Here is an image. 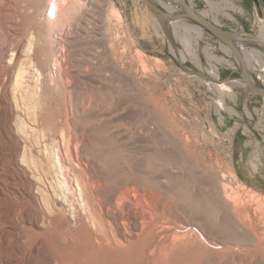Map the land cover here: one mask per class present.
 I'll return each mask as SVG.
<instances>
[{"label": "rangeland", "instance_id": "1", "mask_svg": "<svg viewBox=\"0 0 264 264\" xmlns=\"http://www.w3.org/2000/svg\"><path fill=\"white\" fill-rule=\"evenodd\" d=\"M86 1L79 0L88 10L62 61L50 43L56 26L45 19L48 0H28L41 13L26 16L38 44L36 59L22 57L26 73L18 91L27 105L13 125L22 142L20 169L34 174L39 207L71 209L77 201L91 217L79 195L83 177L96 206L109 207L135 189L144 198L145 207L134 205L139 220L142 212L151 218L136 229L135 220L124 225L137 234L112 260L83 255L88 235L56 232L64 228L59 218L43 237L20 229L0 244V257L22 251L25 264L49 256L63 264H264V95L247 85L236 53L180 3L175 11L163 3L175 0ZM186 1L264 51V0ZM194 25L203 28L201 37ZM249 45L237 48L264 90V66L249 59ZM7 133L6 125L0 232L12 228L3 222L15 207H35L27 179L7 159L17 144ZM237 192L245 196L242 205L232 199ZM117 207L127 212V204ZM173 230L184 235L166 255L146 252L159 232Z\"/></svg>", "mask_w": 264, "mask_h": 264}, {"label": "bare ground", "instance_id": "2", "mask_svg": "<svg viewBox=\"0 0 264 264\" xmlns=\"http://www.w3.org/2000/svg\"><path fill=\"white\" fill-rule=\"evenodd\" d=\"M86 2H89V0ZM163 3L167 8L175 11L177 9L176 5L180 2L175 0L174 5L166 1H163ZM47 5L45 12L47 24L52 23L56 26V32L49 34L51 38L50 43L54 46L58 59H62L63 61V59L67 58V55L65 54L67 48L71 45V37L76 33V26L82 17L86 15L88 9L87 7L79 5V0H48ZM39 13H41V7L38 3H29L28 0H0V134L3 132V128L7 125L8 136L15 138L17 142L16 147L12 152L10 151L11 154L7 159L12 161L15 168L21 170L23 176L27 179L28 193H30L29 196H31L35 206L24 208L15 207L10 214L6 215L5 221L3 222L4 227L11 225L12 228L10 229L9 227L0 232V244L6 243L5 241L7 240L11 241V237L17 235L20 229L31 230L35 236L43 237L45 234V228L55 227L57 225V219L59 218L62 221L64 228L61 231L58 228L59 230H55L56 232L68 236V234L73 231H78L80 234L83 233L82 235H88V238L85 239L83 237L84 239L82 240V244L86 250V252L83 250V255L91 254L93 257L103 255L108 257L109 260H112L111 258L116 253V249H124L130 246L133 235L137 234V232L131 234L127 233L124 225L130 223L131 220H135L133 226L136 229L147 222L149 217L151 218L149 212L146 214H143L144 212H142L143 216L141 217V221L139 220L140 213L134 209V205L145 207L143 204L144 198L141 196L138 197V195L134 193L135 189L134 192L132 190H127L120 194V196L117 197V200H112L111 203L107 205L109 207L104 208L101 205V207H99L96 206L90 196H88L91 195L89 183L85 178L79 177L77 180L80 188L79 195L87 206L91 205L90 207H87V209L90 208V217L85 213V210L77 201L75 206L71 207V209L66 207H39L40 199L37 194L38 187L36 186L34 174L32 172L29 173L25 168L20 169L22 167L20 166V159L23 157L21 147L22 142H19L17 137L18 132L13 125L15 124L16 119L22 117L23 113L26 112H24L23 108L25 109L27 105L24 101L23 95L18 91V89L20 90V87L22 88V79L26 73V69L22 64V57L28 53L32 59H36L35 50L38 44L37 29L34 25L26 27V16L36 17ZM194 27L197 29L201 37L204 33L203 28L198 25H194ZM225 37L236 47L241 43L243 46L249 45L252 43L251 41L253 39H246L236 34L234 35V33H229ZM109 46L110 49L113 47V45ZM250 47L251 51H245L249 54V59L257 60L259 66L263 67L264 51L255 44ZM246 58L248 59V57ZM59 65H61L60 62ZM35 66H38L36 61ZM41 67L38 68L39 71H42L43 67ZM250 81L257 88L251 77ZM67 183L73 186V181L70 178ZM248 196L252 198L249 193ZM134 197L138 198L135 199ZM244 197L237 192L232 199L236 204L242 205L245 203ZM121 203L128 205L126 208L127 212H121L120 208L117 207V205H120ZM260 215V222L264 229V208L260 209ZM59 219L58 221H60ZM109 219H112V222ZM145 226L146 225L143 227L145 228ZM55 229H57V227H55ZM78 234L79 233H77V240L80 238ZM183 235L184 234L181 235V232L178 230H173L170 233L159 232L158 236L152 239L146 246V252L150 255H166V253L169 252V249L173 248L176 241L183 237ZM262 238L263 237H261V240ZM62 248H64V245H62ZM33 251L36 252L37 248L33 249ZM23 254L24 253L20 251L17 252V255H5L4 258L0 257V264H16L17 261L20 264H25L27 255ZM4 259L9 260L10 262H5ZM61 263L62 262H59L54 256H49L47 261L43 264ZM66 264H70V261H67Z\"/></svg>", "mask_w": 264, "mask_h": 264}, {"label": "water", "instance_id": "3", "mask_svg": "<svg viewBox=\"0 0 264 264\" xmlns=\"http://www.w3.org/2000/svg\"><path fill=\"white\" fill-rule=\"evenodd\" d=\"M178 1L184 7L185 11L189 13L198 23H200L203 27L213 32V34H215L218 38L226 41L229 44V46L236 52V55L238 56V59L241 62L243 69L242 77L246 81L247 85L250 87L252 91L264 95V90L257 89L250 81L251 76L249 71V64L246 57L239 51V49L234 44H232L230 41L226 39L225 36L230 32H227L222 26H220L213 20L196 12L188 1L186 0H178Z\"/></svg>", "mask_w": 264, "mask_h": 264}]
</instances>
